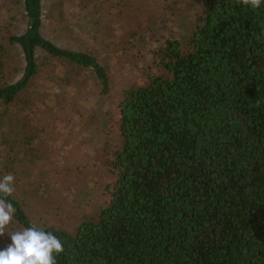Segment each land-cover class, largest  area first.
Here are the masks:
<instances>
[{
    "label": "trees",
    "instance_id": "trees-1",
    "mask_svg": "<svg viewBox=\"0 0 264 264\" xmlns=\"http://www.w3.org/2000/svg\"><path fill=\"white\" fill-rule=\"evenodd\" d=\"M6 1L22 8L26 29L0 26V124L33 122L21 109L41 58L107 82L94 56L42 35L44 0ZM187 34L184 44L164 36L144 82L117 102L122 140L105 161L107 203L74 231L39 227L63 245L57 264H264V0L256 9L201 0ZM13 59L22 76L10 82ZM20 167L6 153L0 177ZM7 199L16 211L6 232L32 226Z\"/></svg>",
    "mask_w": 264,
    "mask_h": 264
},
{
    "label": "rangeland",
    "instance_id": "rangeland-1",
    "mask_svg": "<svg viewBox=\"0 0 264 264\" xmlns=\"http://www.w3.org/2000/svg\"><path fill=\"white\" fill-rule=\"evenodd\" d=\"M200 1L44 0L42 35L94 56L107 82L90 68L41 58L21 109L33 122L18 117L0 124V163L6 153L20 162L16 172L4 175L14 176L12 197L33 225L74 231L107 203L105 186L113 175L105 161L122 140L117 102L124 89L144 82L151 52L164 36L187 41ZM5 25L9 34L26 29L22 8L0 0ZM14 59L7 69L10 82L22 76V63Z\"/></svg>",
    "mask_w": 264,
    "mask_h": 264
},
{
    "label": "clouds",
    "instance_id": "clouds-1",
    "mask_svg": "<svg viewBox=\"0 0 264 264\" xmlns=\"http://www.w3.org/2000/svg\"><path fill=\"white\" fill-rule=\"evenodd\" d=\"M253 9L261 6L262 0H240ZM12 174L0 177V236L7 233L12 243L0 251V264H57L56 257L64 251L61 241L51 232L32 225L22 230L6 232L16 211L8 201L15 192Z\"/></svg>",
    "mask_w": 264,
    "mask_h": 264
}]
</instances>
